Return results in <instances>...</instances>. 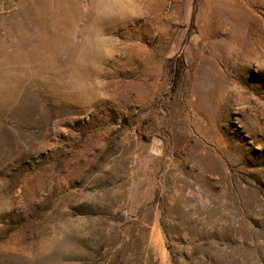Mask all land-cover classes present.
Returning <instances> with one entry per match:
<instances>
[{
  "label": "rangeland",
  "instance_id": "rangeland-1",
  "mask_svg": "<svg viewBox=\"0 0 264 264\" xmlns=\"http://www.w3.org/2000/svg\"><path fill=\"white\" fill-rule=\"evenodd\" d=\"M0 264H264V0H0Z\"/></svg>",
  "mask_w": 264,
  "mask_h": 264
}]
</instances>
